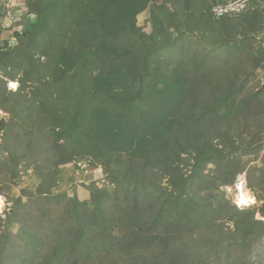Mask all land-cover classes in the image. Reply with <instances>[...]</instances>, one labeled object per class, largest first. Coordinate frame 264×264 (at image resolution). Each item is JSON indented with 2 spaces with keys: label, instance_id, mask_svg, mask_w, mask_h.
<instances>
[{
  "label": "rangeland",
  "instance_id": "1",
  "mask_svg": "<svg viewBox=\"0 0 264 264\" xmlns=\"http://www.w3.org/2000/svg\"><path fill=\"white\" fill-rule=\"evenodd\" d=\"M213 1L55 0L56 36H42L26 57L13 53L16 77L0 81L1 101L11 98L0 107V264H264V227L253 223L264 222V0H215L206 8ZM44 3L0 0V46L29 43ZM175 40L158 56L165 71L183 55L181 69L166 70L174 102L159 109L158 130H136L133 140L116 134L107 150L92 144L71 152L81 143L66 129L71 116L121 132L123 122L111 115L119 109L106 94L137 90L136 66ZM99 77L108 81L97 86ZM258 95L261 106H252ZM208 148L215 155L196 164ZM191 175V185L179 183ZM240 182L255 204L239 205ZM142 183L152 192L187 189L199 202L198 218L179 228L166 212L151 227L165 198L141 200L137 217L128 195ZM97 189L111 191L101 206L107 221ZM137 229L146 238L128 248Z\"/></svg>",
  "mask_w": 264,
  "mask_h": 264
},
{
  "label": "trees",
  "instance_id": "2",
  "mask_svg": "<svg viewBox=\"0 0 264 264\" xmlns=\"http://www.w3.org/2000/svg\"><path fill=\"white\" fill-rule=\"evenodd\" d=\"M206 1L207 0H202L203 3L204 2L206 3ZM215 3L218 2L214 0L212 3H209V5H207L206 8L211 9V7ZM41 10H42L41 14L40 13L38 14V20L35 23L34 31L30 34L31 38L29 43H27L23 48H21L20 46L14 48V46L11 45L10 47L12 48L8 49L7 51L5 50V48L0 46V72L3 73V75H0V81H3V83L5 82L7 84L8 79H15L16 77V72H14L13 74L11 73V64L13 70L16 69L17 66V58L14 59V54L24 53V55L23 54L22 55L23 57H26L25 54L30 53L31 48H33L34 46L40 48L42 36L50 37V38H54L56 36L60 28L57 26V24L59 22L62 23V18L60 13L58 12L59 10H57L56 8L55 0H45L44 5L41 6ZM105 38L108 39V36ZM178 43L179 40H175L173 44L167 46L165 50L150 51L145 55L144 60L140 65L136 66L137 69L135 70V73H137V75L140 73L137 90H134L132 93H130L127 96L106 94L107 97L106 101L108 102V104L111 107H114L115 109L116 108L119 109V111L116 112V114L118 115L116 116L114 114L111 115L115 122L117 123L123 122L124 125L121 127L122 128L121 132H118L117 128L108 129L109 131L108 130L106 131V127H108L107 123L104 124L102 123L103 127H97L98 125L95 126L94 123L91 124L92 121L86 123L79 122L80 113H76L71 116V121L66 127V129L69 130L72 134H76V138L73 140V142L75 141L81 142L79 144V147L78 145L72 146L71 152L72 150L75 151L80 148H85L92 144L94 146H97L98 148H103L104 150H107L106 148H104V145H106V143L109 140H112L115 143V140L113 138H118L116 134L129 135L133 140L138 135V132L136 130L141 131L142 129H144V127L145 128L151 127L153 128L154 132L158 130V127L164 123L163 121H159L156 119L157 117H160L158 113L163 111L159 109L168 107V105H170L172 101L174 102L173 97L172 95H170L168 89L170 86L169 80L171 78V75L168 74L166 70L172 68L171 70H173V72H176V69H181L183 62V55L181 58L178 57L170 58L165 65V69H166L165 71L160 67L162 66V63L166 60H160L158 59V56L160 55V53L162 54V52L170 51V50L172 51L174 47L178 46ZM111 51L114 50L111 49ZM134 51L136 53V50ZM28 58L31 59V56L29 55ZM160 62L162 63L161 65L158 66V63ZM26 75L31 76L29 72L26 73ZM101 81L107 82L108 79H103L102 77H99L95 79L96 85L99 86L101 84L99 82ZM21 85H22L21 88L24 89L25 87L24 80L21 82ZM161 85L164 88L160 89L159 87H161ZM7 93L8 92L6 91V94ZM9 93L12 94L13 92H9ZM0 94L2 93L0 92ZM260 97L261 96L258 95L254 98L252 106L255 107L261 106L262 99ZM10 99H11L10 97H4V98L2 97L3 101H1L0 99V107H5V105L2 102H7ZM174 99H176V96H174ZM228 100L229 99H226L222 101L220 104V106H225V109L222 110L224 111L223 113L230 110V108L226 107ZM17 108L18 107H15V105H13L11 112H14ZM171 109L174 110V108L172 107ZM101 112H102V108L100 109V113ZM218 114L220 115V113ZM211 150L212 149L208 148L206 150L205 155L200 154L198 156L196 164L200 165V162L203 163L204 161L209 160L210 157H213L215 155V152H213L212 155L211 153H209ZM223 157L225 159L227 158V156H223ZM227 160H229V157L227 158ZM193 176L194 175L186 176V177L184 176L185 178L182 177L181 180H179V183H181V185L184 187L186 185H191ZM116 182H118V185H123L127 187L129 186L128 183H125L124 181L119 179H117ZM141 189L143 191H141ZM137 191L139 192L135 193ZM131 192L133 194L131 196L128 195V197L134 199V204H132L130 208L133 210L132 206L134 205V208L136 210H139V211H134L137 213V217L140 215V213L141 214L143 213L141 211L143 207L140 205L141 200L148 199L150 194H152L153 198H155L157 202H159L160 199L165 198V202L160 206L159 212H157L150 218L151 227L156 226L158 222L161 220V216H164L166 212H168L171 217L177 219V225L179 226V228L184 224L193 223L195 218L196 217L198 218L200 214V210L198 208L199 202L197 201L196 196L191 195L190 192L187 191V189L180 191V193L166 192L159 189H156L154 192H152V188L149 187V185L142 183V184H135ZM94 193L97 202V209L100 210L101 215L105 218L104 221H107L106 215L108 213L106 212L105 209H101V206L104 203V199L110 196L111 191L106 192L104 190L97 189V191H94ZM78 206L81 205L79 204L76 207ZM128 209H126L125 211H127ZM238 211H240V213H244L241 210ZM118 215L119 213L111 215L112 217H114L111 220L115 221V218H117ZM141 216L142 218L144 217V215ZM131 219L135 221L136 217L131 216ZM182 220L184 222H182ZM253 223L255 224L260 223L264 227V222L262 220H254ZM82 229L84 230V228ZM105 231L107 232V229H105ZM145 234L146 233L143 230L137 229L131 235L127 236L128 240L126 241L128 243V248L139 246L137 243H133V242L137 239L143 241V239L146 238ZM95 241L96 240L94 238H90V243L88 244L89 250L96 248Z\"/></svg>",
  "mask_w": 264,
  "mask_h": 264
},
{
  "label": "bare ground",
  "instance_id": "3",
  "mask_svg": "<svg viewBox=\"0 0 264 264\" xmlns=\"http://www.w3.org/2000/svg\"><path fill=\"white\" fill-rule=\"evenodd\" d=\"M12 83H15V82H12ZM237 187H238V193L236 195V199L240 206H243V207L249 206L257 202L256 198L252 195V193L246 190L245 188L246 186L244 182L242 183L240 182ZM241 200H244L245 203L243 204L240 203ZM4 205H5L4 198L0 197V213L2 212L4 208Z\"/></svg>",
  "mask_w": 264,
  "mask_h": 264
},
{
  "label": "clouds",
  "instance_id": "4",
  "mask_svg": "<svg viewBox=\"0 0 264 264\" xmlns=\"http://www.w3.org/2000/svg\"><path fill=\"white\" fill-rule=\"evenodd\" d=\"M239 7L242 8L243 7V4L239 5ZM33 19H34V17H33ZM17 87H18V84L17 83H10L9 84V88L12 89V90H15Z\"/></svg>",
  "mask_w": 264,
  "mask_h": 264
},
{
  "label": "built area",
  "instance_id": "5",
  "mask_svg": "<svg viewBox=\"0 0 264 264\" xmlns=\"http://www.w3.org/2000/svg\"><path fill=\"white\" fill-rule=\"evenodd\" d=\"M218 15V14H217ZM218 16H222L221 14L220 15H218ZM262 43V45L264 46V40L261 42Z\"/></svg>",
  "mask_w": 264,
  "mask_h": 264
},
{
  "label": "snow or ice",
  "instance_id": "6",
  "mask_svg": "<svg viewBox=\"0 0 264 264\" xmlns=\"http://www.w3.org/2000/svg\"><path fill=\"white\" fill-rule=\"evenodd\" d=\"M240 203H242V204H243V203H245V201H244V200H241V201H240Z\"/></svg>",
  "mask_w": 264,
  "mask_h": 264
}]
</instances>
